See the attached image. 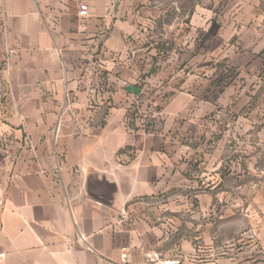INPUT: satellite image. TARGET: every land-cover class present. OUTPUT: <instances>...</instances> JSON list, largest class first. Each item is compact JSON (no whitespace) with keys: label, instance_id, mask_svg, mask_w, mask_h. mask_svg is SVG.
I'll return each instance as SVG.
<instances>
[{"label":"crops","instance_id":"0c3cea01","mask_svg":"<svg viewBox=\"0 0 264 264\" xmlns=\"http://www.w3.org/2000/svg\"><path fill=\"white\" fill-rule=\"evenodd\" d=\"M232 2L0 0V264H264V118L202 96L264 62Z\"/></svg>","mask_w":264,"mask_h":264},{"label":"rangeland","instance_id":"374dc122","mask_svg":"<svg viewBox=\"0 0 264 264\" xmlns=\"http://www.w3.org/2000/svg\"><path fill=\"white\" fill-rule=\"evenodd\" d=\"M257 1H259V6H257ZM164 4L169 7L180 6L182 8H188L192 4L197 6L201 3V0H163ZM212 7H216L217 11H221L222 14L233 10L234 2L232 0H212ZM255 6V7H254ZM264 11V0H244L243 2V13L244 21L245 17L249 16L253 18L258 12V9ZM233 12V11H232ZM231 12V13H232ZM253 12V13H252ZM178 15L174 11H168L164 15V19L168 22H171ZM253 16V17H252ZM179 21L181 22L182 15H179ZM182 21H186L185 19ZM249 22H257V18L253 20H247ZM239 22V21H238ZM168 30L170 29L167 27ZM183 32L187 31L186 26L182 27ZM169 33L167 38H170ZM250 49V48H247ZM246 50L242 51V55L234 54V56L228 57L229 61L221 62L216 64V70L223 72L225 77L212 80V84L207 87L205 90L204 96L205 99L213 98L210 94V89L213 86H218V84L224 83L226 85V103L228 118H233L235 111V103L238 104L240 109L239 114L243 119H257L264 118V62H252L249 61L251 56L246 54ZM207 81V80H206ZM209 82V80L207 81ZM237 87V88H236ZM241 87V88H239ZM235 88L237 91H235ZM240 90V91H239ZM217 96L218 93H215ZM237 108V109H238Z\"/></svg>","mask_w":264,"mask_h":264},{"label":"built area","instance_id":"2783aa9c","mask_svg":"<svg viewBox=\"0 0 264 264\" xmlns=\"http://www.w3.org/2000/svg\"><path fill=\"white\" fill-rule=\"evenodd\" d=\"M88 3H87V0H80V13L81 14H87L88 13ZM4 205V200L2 197H0V206H3ZM79 239L84 242V243H87V238L84 234H80L79 235ZM91 248V247H90ZM153 258L155 259H159V256L157 254H155L153 256Z\"/></svg>","mask_w":264,"mask_h":264}]
</instances>
